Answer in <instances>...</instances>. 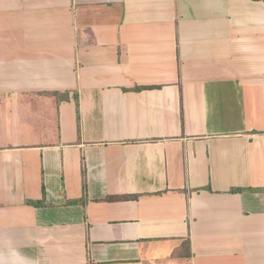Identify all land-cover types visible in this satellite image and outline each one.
I'll list each match as a JSON object with an SVG mask.
<instances>
[{
	"label": "crops",
	"instance_id": "0c3cea01",
	"mask_svg": "<svg viewBox=\"0 0 264 264\" xmlns=\"http://www.w3.org/2000/svg\"><path fill=\"white\" fill-rule=\"evenodd\" d=\"M0 264H264V0H0Z\"/></svg>",
	"mask_w": 264,
	"mask_h": 264
}]
</instances>
